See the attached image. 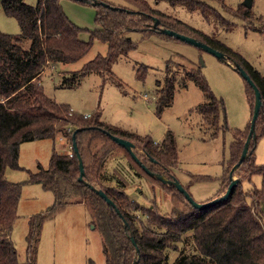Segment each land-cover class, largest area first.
Instances as JSON below:
<instances>
[{"label": "trees", "instance_id": "trees-1", "mask_svg": "<svg viewBox=\"0 0 264 264\" xmlns=\"http://www.w3.org/2000/svg\"><path fill=\"white\" fill-rule=\"evenodd\" d=\"M75 1L90 4L96 9L97 29L90 32L89 41L80 39L82 29L69 20L60 0H38L34 6L23 0H0L4 14L14 18L20 29L18 35L0 31V264H37L42 224L71 204H83L87 208L102 236L105 264H264V165L254 163L256 141L264 136V78L251 71L239 58L235 59L230 51L218 49L244 69L260 92L261 108L255 122V138L251 139L247 158L238 169L246 166L244 176L247 180L254 175L260 176L261 186L245 192L241 185L244 179L239 178L226 200L197 210L174 186L164 185L146 174L125 149L105 133L133 143L145 155V159L139 158L145 168L154 174L167 176L166 170H171L177 160V146L170 131L165 133L160 143H154L146 136L131 135L104 125L100 113L76 114L69 106L47 97L40 78L49 66L56 68L59 64L80 60L96 39L107 46L106 55H97L80 70L67 74L60 85L65 88L76 86L92 73L101 76L104 83L111 75L112 64L136 48L127 33L140 32L143 37L162 35L152 28L153 18L159 21L160 28L194 37L215 47L201 39L205 35L152 9L147 0H123L127 4L125 7L98 0L96 4H92L95 0ZM187 5L194 10L202 6L200 2L191 0ZM236 15L243 20L252 18L250 10L242 5ZM144 69L147 68L142 65L136 69L139 79H143ZM184 76L203 93L206 101L196 107V112L216 135L221 129V101L215 98L198 71H186ZM174 82L175 76L167 64L165 76L155 82L158 116L173 100ZM248 88L254 99L252 89ZM258 128L261 133H257ZM246 129L249 131V123ZM240 133H234L229 147L231 165L239 159L244 145L245 139L238 141L236 138ZM73 134L83 165L82 182L78 180L79 162L72 147ZM56 138L69 144V152L53 149L48 168L39 166L37 171L28 173L22 183L9 182L5 178L7 168L22 169L18 164L22 143ZM115 149L123 151L134 168L129 162V168L117 166L119 175L106 172L104 166L113 158ZM136 181H141L151 190L157 188L164 198L169 194L170 214H160L154 201L144 205L130 198L126 189ZM29 184L40 185L53 195L54 200L45 212L30 218L25 235V259L20 263L10 233L16 220L21 189ZM92 188L102 190L115 207L108 205ZM224 190L220 189L213 199L221 196ZM185 238L190 239L191 247L180 249L170 262L167 250L177 251L179 245L186 243Z\"/></svg>", "mask_w": 264, "mask_h": 264}, {"label": "rangeland", "instance_id": "rangeland-1", "mask_svg": "<svg viewBox=\"0 0 264 264\" xmlns=\"http://www.w3.org/2000/svg\"><path fill=\"white\" fill-rule=\"evenodd\" d=\"M23 1L34 6L38 0ZM98 1L115 7L127 5L123 0ZM147 1L152 9L205 35V38H201L203 41L217 48V51H230L235 59L239 58L251 71L264 78V0H252L249 9L252 18L249 20L236 15L243 0H191L202 4L195 10L186 6L190 0L184 3L180 0ZM60 5L69 20L82 29L80 39L89 41L90 32L97 29L96 9L75 0H60ZM0 31L10 35L20 33L16 20L7 17L1 7ZM126 36L136 48L112 64L111 75L104 83L101 76L92 73L82 78L76 86L65 88L60 85L63 77L69 73L80 70L97 55H106L107 46L94 39L88 53L77 62L45 68L40 78L45 95L58 104L69 106L79 115L100 113L104 125L131 135L146 136L154 143H160L165 133L170 131L177 146V160L165 175L174 176L182 187L187 188L195 202L213 200L219 190H224L228 184V174L234 165L230 164L229 158L234 133L242 132L235 136L238 141L246 139V128L251 118L253 96L234 67L237 63L233 58L219 59L201 48L163 34L143 37L140 32H129ZM167 64H170L175 76L174 96L170 106L158 116L155 82L163 79ZM140 65L147 68L144 69L143 79H139L136 73ZM186 71H198L215 98L221 101V129L216 135L196 112V107L206 99L198 86L184 76ZM257 133H261V129L258 128ZM53 149L61 153L70 150L69 144L61 138L22 143L18 158L22 169L7 168L5 178L9 182L22 183L28 173L37 171L39 166L47 169ZM134 152L138 158L145 159L139 148L135 147ZM113 154V158L104 166L106 172L119 175L118 167L129 168L132 165L123 151L115 149ZM254 163L264 165V136L256 141ZM226 170L228 173H225ZM245 172L246 166H242L234 171L233 178L244 179L241 185L245 192L259 189L261 177L254 175L247 180ZM126 193L144 205L154 201L160 214H170L169 194L164 198L157 188L151 190L141 181H136L126 189ZM53 200V195L40 185H23L16 220L10 233L20 263L25 259V235L30 218L45 212ZM185 239L186 243L179 245L177 251L167 250L170 262L180 249L191 247L190 239ZM37 264H105L101 233L95 228L83 204H71L42 224Z\"/></svg>", "mask_w": 264, "mask_h": 264}, {"label": "water", "instance_id": "water-1", "mask_svg": "<svg viewBox=\"0 0 264 264\" xmlns=\"http://www.w3.org/2000/svg\"><path fill=\"white\" fill-rule=\"evenodd\" d=\"M96 3H98L97 0L92 2V4H96ZM242 6L245 7L246 9H250L252 7V0H243ZM152 28L158 30L163 35L174 37V38H176L178 40H181V41H184L186 43H189V44H191V45H193L195 47L201 48L202 50H204V51L216 56L219 59L226 60L228 58L222 52L217 51L216 49L208 46L207 44L199 42L195 38H192V37L177 33V32H175L173 30L160 28L159 27V21L156 18H153ZM234 67L239 72L241 77L245 80V82L248 84V86L252 89L253 94H254V99H253L252 114H251V118H250V121H249V131H248L246 139L244 141V145H243L241 154L239 156V159L237 160V162L232 166V168L229 171V175H228L229 184H228L225 192L221 196H219V197H217V198H215L213 200H210V201H208L206 203L195 202L191 198L189 193L181 186V184L176 180V178L174 176H170L169 178H167L165 176L154 174V173L150 172L147 168H145V166L142 165V163L140 162L139 158L136 156V154L134 152L135 146H134L133 143H131L130 141L125 140L123 138H119L117 136H114V135H111V134L105 132L111 138L112 141H114L116 144H118L119 146H121L122 148L125 149V151L131 156V158L139 166H141V168L146 172V174H148L151 177L156 178L157 180H159L164 185L174 186L178 190V192H180L184 196V198L191 204V206L193 208L197 209V210H203V209H206L208 207H211V206H213L215 204H218V203L226 200L229 197V195L233 191L234 187L239 182L238 179L233 178V173H234V171H236L238 169V167L241 165V163L247 158L250 141H251V139L255 138V131H254L255 122H256V119L258 117L260 108H261L260 92H259L257 86L254 84V82L251 80V78L244 71L243 68H241L239 65H234ZM72 140H73L72 147H73L74 152L77 155L78 162H79L78 166H79V172L80 173H79L78 180L80 182H82L83 181V176H84V171H83L82 160H81V158H80V156L78 154L77 147H76V144L74 142V134H73ZM92 190L94 191L95 194H97L102 199H104L105 202L108 205H111L112 207H115L113 202L109 198H107V196L105 195V193L102 190L95 189V188H92ZM116 212H117V210H116Z\"/></svg>", "mask_w": 264, "mask_h": 264}, {"label": "built area", "instance_id": "built-area-1", "mask_svg": "<svg viewBox=\"0 0 264 264\" xmlns=\"http://www.w3.org/2000/svg\"><path fill=\"white\" fill-rule=\"evenodd\" d=\"M88 116V115H87ZM69 148H71V147H69ZM71 155V154H70Z\"/></svg>", "mask_w": 264, "mask_h": 264}]
</instances>
